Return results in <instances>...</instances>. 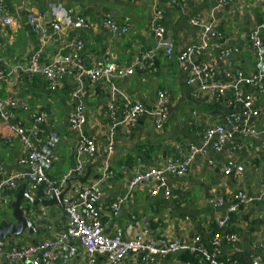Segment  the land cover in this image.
<instances>
[{
	"label": "crops",
	"instance_id": "0c3cea01",
	"mask_svg": "<svg viewBox=\"0 0 264 264\" xmlns=\"http://www.w3.org/2000/svg\"><path fill=\"white\" fill-rule=\"evenodd\" d=\"M2 1L5 6L2 18H11L14 22V25L8 27L0 20V59L10 64V67L4 68L5 72L17 66L24 67L37 52L42 63L51 66L71 54V42L80 40L84 47L77 53V63L80 57V65L86 70L97 65H114L119 77L116 84L148 110L153 107L158 91H165L169 98L170 120L163 132L156 131L146 115H142L131 127L119 126L116 129L115 151L105 157L108 122L102 118L101 113L107 96L101 95L99 87L93 85L87 77L80 78L76 71L78 69H69L68 74H57L54 87L44 77L20 72L12 77L13 84L0 81V99L12 97L30 107L29 111H24L22 106L9 109V124L0 119V168L7 175L28 171L26 166L19 163L28 154V150L10 127L29 129L33 124L32 113L44 112L49 117L42 127L45 144L50 140L52 132L64 126L60 143L51 152L55 159L46 171L48 179L60 181L71 175L78 164L81 142L86 138L96 141L97 153L81 157L86 170L83 175L72 173L69 178L72 188L98 182L102 178L101 167L110 165L112 174L102 182L103 197L96 204L107 235L120 236V232L124 231L125 238L142 234L153 241L161 238L190 241L200 236L211 250L210 240L221 233L223 241L219 255L222 259H231L232 263L237 264H264V254L258 248L259 243L264 244V199H257L264 191L262 137L240 141V150H234L233 145H227L222 153H216L212 148L204 149L196 156L187 175L169 177L168 187L175 198L166 199L162 193L152 196L154 182L129 190L136 167H162L166 158L186 156L190 146L201 147L200 134L214 124L224 123L231 112L229 98L233 96L232 91H227L221 103L215 102L212 92H202L198 87L188 85L187 73L179 68V54L183 49L199 44L204 33L203 26L195 27L191 21L199 19L203 25L216 23V28L223 35L221 45L233 51L229 58L222 59L215 46L194 58V65L205 62L217 65L218 74L212 83L223 84L232 76L251 78L259 74L260 69L258 60L248 49L249 33L264 23V12L257 0H235L229 3L223 0H187L185 6L180 0ZM56 7L64 9L74 19L78 16L89 18L92 27L83 29L76 25L72 30L55 33L51 24L52 11ZM156 10L164 12L162 21L156 19ZM35 13L43 15L47 27L44 35L35 31L28 22V15ZM104 18H110L121 25L128 24L130 32L127 35H114L102 24ZM158 26H163L175 42V50L170 58L155 49L152 30ZM211 41L212 44L218 42ZM140 53L150 57L148 68L144 71L136 67L133 75L124 76V70L134 65ZM80 81L84 88L82 103L87 119L78 131L73 132L70 130L69 116L76 103L71 93L79 87ZM243 93L255 94L251 87L243 88ZM255 108L259 115L250 119L248 124L261 131L264 130V94L256 98ZM179 143L181 147L178 148ZM88 167L93 168L91 175L94 179L82 183L78 179L85 177ZM225 167L232 168L235 174L225 175ZM237 173L240 175L236 176ZM3 177L0 176V180ZM24 184L29 185V181L22 180L15 192H2L0 212L10 209L12 196ZM240 191L253 200L232 214L231 222L222 230L218 227V220L224 217L234 196ZM119 198L125 201L119 214L114 216L111 205ZM216 198L224 199V205L212 206L210 199ZM66 199L76 201L73 191L66 195ZM68 204L48 209L39 206L40 215L34 221L41 234L30 238L26 233L8 239L9 243L28 246L57 238L66 228L65 208ZM230 234L238 236L236 245L227 242L226 235ZM74 245L73 241L67 242L60 249L54 264H64L69 260V264H84L85 256L82 252L71 255L70 250ZM104 261L103 257L98 260L99 264ZM3 262L5 260H0V264ZM121 264L136 263L125 259ZM158 264L206 263L202 257L186 253L159 260Z\"/></svg>",
	"mask_w": 264,
	"mask_h": 264
},
{
	"label": "built area",
	"instance_id": "2783aa9c",
	"mask_svg": "<svg viewBox=\"0 0 264 264\" xmlns=\"http://www.w3.org/2000/svg\"><path fill=\"white\" fill-rule=\"evenodd\" d=\"M186 1L180 0V3L185 6ZM234 1L223 0L224 3ZM257 2L264 12V0H257ZM4 11V2L0 0V20L8 27L14 25L11 18H2ZM155 13L158 21L164 19L162 10H156ZM52 16L51 26L57 34L72 30L76 25L83 29H90L93 25L89 18L78 16L74 19L60 7H56L52 11ZM28 22L39 34L44 35L46 33L47 27L42 14H29ZM191 23L195 27L203 26L204 33L199 44L187 47L179 54V68L182 72L187 73L188 85L196 86L202 92H212L215 102L221 103L227 91H232L233 96L229 98L231 112L225 118L224 123L214 124L200 134L201 147L190 146L186 156L166 158L162 167L149 169L136 167L133 178L129 183L130 191L140 185L154 182L155 186L151 191L152 196H158L162 193L166 199L175 198V195L168 187L169 177L187 175L196 156L201 154L204 149L212 148L216 153H222L227 145H233L234 150H240L242 148L240 146L241 142L245 139H257L258 137L264 139V130L259 131L248 124L250 119L259 115L258 110L255 108V102L258 96L264 94V73L259 71V74L251 78L232 76L223 84L212 83L218 74L217 65L211 62L194 65V58L196 55L202 54L215 46L218 49V56L222 59L229 58L233 51L230 47L221 45L223 43L221 41L223 35L216 28V23L209 22L203 25L199 19H193ZM102 24L108 27L114 35H127L130 32L128 24L121 25L110 18H104ZM152 33L156 42V51H162L170 58L175 50V42L167 34V30L163 26H158L152 30ZM263 33L264 23L251 30L248 40V49L254 54L259 65L263 60L260 53ZM210 39L218 42L212 44ZM69 47L72 51L71 54L62 61H55L51 66H45L41 61V56L38 53H34L24 67L17 66L5 72L4 68L10 67V64L8 61L0 59V81H8L13 84L12 77L24 72L30 76L44 77L54 87L57 84L55 80L58 73L65 74L69 69H78L76 71L80 78L87 77L93 85L99 87L102 96H107V102L101 116L108 122L106 142L109 154H112L116 148V129L119 126L127 128L133 126L142 115H146L151 119L156 131L163 132L167 128L170 113L168 108L169 98L165 91H158L153 107L148 110L142 103L132 99L116 84V79L119 77L114 65H97L90 70H86L76 60V58L78 59L77 53L82 51L84 47L83 42L80 40L73 41L69 44ZM148 60H150L148 54L140 53L135 58L134 65L124 70L123 75L130 77L134 74L136 67L145 71L148 68ZM245 87L253 88L255 94L245 95L243 93V88ZM83 95L84 88L80 81L79 87L71 93V98L76 103L69 116V126L73 132L78 131L87 119V112L82 103ZM18 106H22L24 111L30 110L28 105H22L18 99L12 97L0 99V119L9 124V109H15ZM240 117H245V120L241 121ZM48 119L49 117L46 113L37 111L32 113L33 124L29 129L18 126L10 127L20 137L24 147L28 150V154L19 161L21 165L28 168V171L26 173L14 172L7 175L0 168V176H5L0 180V197L3 191L15 192L24 179L29 181V188L32 191H36L41 185H46L47 192L55 191L60 194L68 187L72 173L83 175L85 172L86 169L81 162V157L84 154L94 156L97 153V145L94 139L86 138L82 140L79 149L80 155L77 156L78 164L72 170L71 175L63 177L60 181L48 179L43 165L51 166L55 156L50 153L42 160L36 152L37 148L41 149L45 144L42 127L48 122ZM179 147H181L180 143L178 144ZM108 165L105 166L102 178L99 179L100 181L98 180L94 184H81L71 189L76 202H71L66 206V228L57 238L28 246H14L9 243V240L1 241L0 260L30 262L31 264H54L58 259L60 249L67 242L73 241L75 245L71 248L70 253L73 256L82 252L85 256L84 264H99L98 260L100 257L105 259L102 264H121L125 259H129L136 264H158L159 260L186 253L202 257L206 264H237V262L232 263L231 259H222L220 257L219 247L223 241L221 233L214 235L213 239L210 240L209 247L211 250L204 244L200 236H196L190 241H174L169 238L153 241L142 234H137L132 238L107 235L96 204L103 197L102 182L106 181L111 175L107 171L110 167ZM210 165L214 166V163L210 162ZM223 173L227 176L235 174L233 169L229 167H225ZM237 175L240 174L237 173ZM257 199H264V191ZM252 200L243 191L238 192L234 196L233 203L228 207L227 213L218 220V227L224 230L231 222L232 214L237 213L242 205ZM124 201L125 199L119 198L111 205V211L114 216L119 214ZM210 204L214 207H221L224 205V199H210ZM226 240L232 245H236L239 241L236 234L226 235ZM258 248L264 254V244L259 243Z\"/></svg>",
	"mask_w": 264,
	"mask_h": 264
},
{
	"label": "water",
	"instance_id": "95a60500",
	"mask_svg": "<svg viewBox=\"0 0 264 264\" xmlns=\"http://www.w3.org/2000/svg\"><path fill=\"white\" fill-rule=\"evenodd\" d=\"M204 32V29H203ZM39 53V52H37ZM260 53L262 56V63L259 65V69L264 73V41H262L260 47ZM79 63L80 57H79ZM76 71L74 72V74ZM60 75V73H58ZM68 74V73H66ZM241 121L245 120V117H240ZM64 131V126L51 133L50 140L46 142L45 147L42 149L37 148L36 152L40 159L43 160L48 156L52 150L60 143L61 135ZM107 148V147H106ZM109 154L108 149L105 153V157ZM41 160V163H42ZM43 164V163H42ZM100 165V164H99ZM76 167V166H75ZM74 167V168H75ZM44 170H48V165H43ZM92 167H88L87 173L83 179H78L82 183H87L88 180H93L92 178ZM105 166L101 167L102 173ZM111 172V167L107 170ZM72 185L69 184L68 188L60 194L55 191L47 192L46 185H41L36 191H32L28 184H24L22 188L17 191L10 200V209L0 212V242L12 238H17L28 233V236L32 238L34 235H40L41 232L38 229V224L34 221L37 215H40L38 211L39 206L43 208H54L58 205H64L71 203V201L66 199V195L71 191ZM76 202V201H75ZM120 236L125 238L124 231L120 232ZM24 263V262H23ZM31 264L30 262H25ZM70 260L64 264H69ZM2 264H18L15 262H3Z\"/></svg>",
	"mask_w": 264,
	"mask_h": 264
},
{
	"label": "trees",
	"instance_id": "16d2710c",
	"mask_svg": "<svg viewBox=\"0 0 264 264\" xmlns=\"http://www.w3.org/2000/svg\"><path fill=\"white\" fill-rule=\"evenodd\" d=\"M188 254V253H187ZM189 255V254H188Z\"/></svg>",
	"mask_w": 264,
	"mask_h": 264
}]
</instances>
